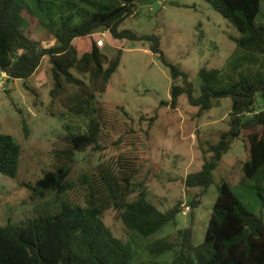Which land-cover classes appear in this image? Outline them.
Segmentation results:
<instances>
[{
	"label": "trees",
	"instance_id": "obj_1",
	"mask_svg": "<svg viewBox=\"0 0 264 264\" xmlns=\"http://www.w3.org/2000/svg\"><path fill=\"white\" fill-rule=\"evenodd\" d=\"M43 1L0 0V76L5 75L8 81L28 80L49 57L53 101L59 100L68 116L86 119L87 132L68 130L56 144L53 170L45 172L35 185H27L35 205L32 218L21 225L0 227V264H130L131 247L113 235L103 216L114 211L125 230L148 238L176 222L181 203L161 212L147 201L145 193L131 200L139 168L137 160L125 154L101 162L76 181L72 179L78 157L103 150L105 126L118 122L117 114L97 96L107 91L122 57L120 50L115 58H108L96 41L90 52L80 54L74 41L93 37L101 30L118 40L148 41L151 51L171 68L174 79L183 75L188 82L187 75L166 61L156 36L119 31L126 19L136 16L139 6L152 0H46L50 3L46 7ZM204 1L240 34L237 48L245 58L256 57L255 62L264 67V24L256 23L262 0ZM58 10L66 13L57 17ZM42 31L53 37V46L45 47L35 38ZM199 78L202 97L195 99L190 86L187 90L173 86L172 109L178 107L184 93L201 112L213 107L212 99L230 97L233 107L229 131L221 135L217 145L204 151L211 159L200 172L187 175L185 186L202 192L212 186L223 156L247 130L252 132L248 134L250 157L243 168V182H255L264 197V129L253 131L264 127V111L257 110V97L264 100V73L241 72L234 82L224 84L219 70L203 68ZM116 109L125 114L124 108ZM20 157L21 148L14 138L0 134V173L15 179ZM202 194L191 202L193 209L201 204ZM175 250L178 264H264V217L247 210L223 183L201 245L194 246L193 228L189 227L179 231L177 241L154 243L150 254L160 257Z\"/></svg>",
	"mask_w": 264,
	"mask_h": 264
},
{
	"label": "rangeland",
	"instance_id": "obj_2",
	"mask_svg": "<svg viewBox=\"0 0 264 264\" xmlns=\"http://www.w3.org/2000/svg\"><path fill=\"white\" fill-rule=\"evenodd\" d=\"M46 5L50 3L44 0ZM65 13L58 10L55 15ZM256 23L264 24V0ZM119 31L159 38L166 61L186 74L188 82L183 75L173 78L171 68L151 51V42L118 40L105 30L75 40L80 54L90 52L96 41L108 58H115L120 50L122 57L107 91L97 96L112 114H117L118 122L105 126L103 150H91L78 157L72 179L76 181L120 154L135 158L139 172L131 200L145 193L147 201L159 211L166 212L181 203V213L175 223L148 238L125 230L114 211L107 212L103 221L115 237L131 247L130 264H178V250L153 257L151 247L162 239L177 241L179 231L189 227L193 228L194 246L201 245L220 185L227 183L247 210L263 217L264 197L259 195L255 182H243V168L250 157L248 134L252 132L247 130L223 156L214 171L212 186L204 192L185 186L187 175L200 172L211 159L212 155L205 156L204 151L217 145L221 135L229 131L233 102L230 97L212 99L213 107L201 112L200 106H192L189 94L184 93L178 107L172 109V87L187 90L190 86L198 99L203 94L199 78L203 68L219 70L220 80L230 84L241 72L264 73V67L255 62L256 57L245 58L237 48L240 34L204 0H152L139 6L136 16L126 19ZM35 38L45 47L55 44L53 37L43 31ZM52 69L50 58L45 57L28 80L8 81L5 75L0 76V134L10 135L21 148L17 177L0 173V227L21 225L32 218L35 205L27 185H35L45 172L53 170L56 144L68 130L87 132L86 119L68 116L62 103L53 101ZM257 101L258 112L264 111V100L258 96ZM117 107L124 108L129 119ZM263 129L260 126L253 131ZM200 193L201 204L193 209L191 202Z\"/></svg>",
	"mask_w": 264,
	"mask_h": 264
}]
</instances>
